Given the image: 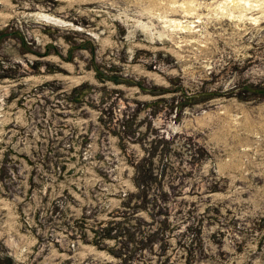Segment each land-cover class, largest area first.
I'll return each instance as SVG.
<instances>
[{"label": "rangeland", "instance_id": "374dc122", "mask_svg": "<svg viewBox=\"0 0 264 264\" xmlns=\"http://www.w3.org/2000/svg\"><path fill=\"white\" fill-rule=\"evenodd\" d=\"M0 264H264V0H0Z\"/></svg>", "mask_w": 264, "mask_h": 264}]
</instances>
